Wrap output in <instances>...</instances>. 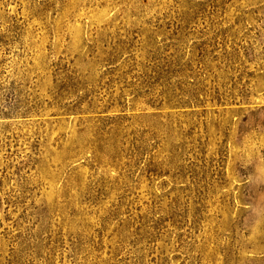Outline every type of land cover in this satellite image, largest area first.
<instances>
[{
    "label": "rangeland",
    "instance_id": "1",
    "mask_svg": "<svg viewBox=\"0 0 264 264\" xmlns=\"http://www.w3.org/2000/svg\"><path fill=\"white\" fill-rule=\"evenodd\" d=\"M0 264H264V0H0Z\"/></svg>",
    "mask_w": 264,
    "mask_h": 264
}]
</instances>
